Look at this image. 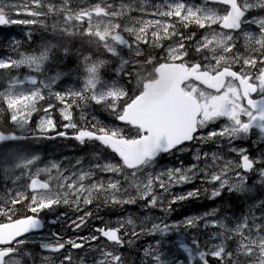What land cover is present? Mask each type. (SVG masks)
I'll list each match as a JSON object with an SVG mask.
<instances>
[{
	"label": "snow or ice",
	"instance_id": "1",
	"mask_svg": "<svg viewBox=\"0 0 264 264\" xmlns=\"http://www.w3.org/2000/svg\"><path fill=\"white\" fill-rule=\"evenodd\" d=\"M211 3L223 6L222 11L209 7V0H204L203 4H189L186 0H158L152 4L150 0H128L127 3L125 0H120L118 5L101 0L91 7L78 6L76 9L72 6V0H63L59 7L53 3H46L45 0H24L22 5L8 2L0 6V26L42 24L39 17L58 16L63 13V26L60 27V31L71 36L79 29L80 35L91 37V43L102 47L113 57L120 56L118 46L132 48V44L121 33L119 19L134 11L153 17L147 20L139 19L137 21L139 27L123 28L124 32L133 35L137 44V56L141 55L138 47L140 43L145 45L151 43L152 47H162L163 40L179 36V40L167 48L165 62L154 65L153 71L146 77L140 76L137 81V91L132 95L115 84L111 86L105 84L101 80L100 69L106 61L89 63V57H85L86 76L83 89L56 93V99L65 105L61 109V114L64 120L69 121L65 125L67 128L78 127L72 123L73 115L70 109L73 105H79L81 102L86 105L92 102L110 109L115 113L117 120L135 129V136H126L119 127L94 125V131L79 129L75 139L81 144L87 141L99 142L119 158L115 163L108 159L101 163L98 157V162L93 167L100 172L123 176L125 181H128L129 177L136 178L140 173H146V183L132 181L137 189L136 196H123L127 189L123 188L120 179L110 178L106 183L93 181L86 185L84 181L90 180L95 175L91 171H81L76 179H73L76 173L71 176L61 174L62 182L58 185L60 190L54 192L50 182L32 176L30 169L35 165L37 158L22 156L16 160L15 168L26 170L22 175L27 174L30 179L27 189L31 195L17 192L10 201V207L8 204L0 207V215L14 213L17 210L16 205L25 201H27L25 205L27 210L38 214L45 209H53L61 203L74 204L76 210H79L81 202L89 205L94 199L101 197L106 204L129 205L136 203L139 198L147 200L149 206L155 207L157 196L153 194L154 184H158L160 189L167 192L170 186L192 183L196 179L219 185L212 191L213 198L220 196L225 187L229 192L245 193L248 188L242 172L235 171L234 182L230 180L229 173L234 168L242 169L244 173L252 172L257 163L262 165L259 173L264 178V160H253L244 149L235 147H230L229 150L240 155L238 164L232 160H225L221 166L218 162L224 160V157L214 152L211 154L210 165L207 163L209 154L197 151L194 159L196 161L204 159L203 167L193 164L187 169H168L158 174L147 172L161 154L171 153L174 149L183 151L180 146L185 145L186 142L211 141L219 144L215 138L220 137L227 139L231 145L233 140L249 137L253 129H257L260 138L264 140V17L248 19L246 16L254 8L264 9V0H211ZM10 12L33 19H13L9 15ZM85 24L86 27H81ZM243 24H256L259 28L258 35L250 31L242 32L245 41L244 53L237 48L236 38L233 35L242 29ZM193 25L209 31L202 35L194 46L195 52L202 56V62L190 63L186 59L189 51L184 41L192 40L195 33L185 36L183 32L178 31V26L187 29ZM216 25L223 31H217L213 27ZM58 26V22L54 21L53 29ZM29 38H31L30 33ZM52 47L46 45L39 54L21 53L18 59H0V70L27 66L35 72H42L45 63L50 59ZM128 63L129 61L123 60L117 72L122 74L124 65ZM145 63L152 64V60L149 59ZM258 64L261 67L253 74L250 69H256ZM58 78L59 74L53 77L51 82ZM25 82L34 87L25 89ZM41 83L45 88L50 87V83L38 81L34 76L26 77L25 80L12 78L8 81L7 87L0 91V103L10 113L11 122L21 129H25L32 114L39 110V102L45 99L40 87ZM65 97L71 99L66 100ZM51 107L49 105L43 109L46 115L39 121V132H47L55 127L53 119L47 115ZM221 120L227 123L219 130L213 129L206 135H199L202 129ZM27 138L15 133L11 135L0 133V142L20 141ZM51 167L59 171V165L53 164ZM210 168H219V171H209ZM125 169L130 171L126 173ZM40 171L47 172L50 169L45 168ZM198 194L199 190L196 189L188 192L187 195L174 196L172 203L196 197ZM216 211L214 209L205 215L214 216ZM85 215L90 216L91 213ZM200 219L203 217H192L186 221V226L198 227ZM9 220V223L0 224V264H21L20 260L11 259L13 254L19 251L18 246L26 243L25 239L18 238L41 228V221L35 216L11 220L10 215ZM80 220L81 223L84 222L83 217ZM261 221H264V217H261ZM209 223L213 228L222 231L212 233V239L216 242L211 248H205L203 251L200 250L198 239L190 242L179 238L175 242L168 240L171 229L167 224H153L150 231L151 234H159L162 237L161 240L156 241L157 246L175 243V246L187 253L190 258L198 257V264H212L209 257L217 264H264V222L254 218L250 223L245 217L232 228L224 222ZM127 224L133 225L134 221L129 218ZM76 226L80 227V224ZM207 226L208 224H205V227ZM123 227L124 225L121 224L120 227L97 228L96 231L108 242L123 247L125 242L120 234ZM132 235L135 236L137 233L133 231ZM98 238L93 236L91 240ZM229 240L237 241L235 251H229L226 247V242ZM67 243L71 244L73 249L84 247L83 244L74 241ZM40 248L58 253L65 248V243H43ZM99 251L102 258L95 264H124L122 256L117 252L106 248H101ZM149 254L148 250H145V255ZM152 259L156 264H168V261L159 254L154 255ZM44 261H49V257H44ZM64 262L74 264L72 255L64 256L62 264Z\"/></svg>",
	"mask_w": 264,
	"mask_h": 264
},
{
	"label": "rangeland",
	"instance_id": "2",
	"mask_svg": "<svg viewBox=\"0 0 264 264\" xmlns=\"http://www.w3.org/2000/svg\"><path fill=\"white\" fill-rule=\"evenodd\" d=\"M114 3H116V1H120V0H113ZM107 2H111V0H108ZM128 0H125V3H127ZM120 3V2H119ZM23 3H20V5H22ZM137 11H134V12H131V13H128L125 15V17H127L128 19L131 18H136L137 20L139 19H144V20H147L145 18H147L148 16H145V15H138L136 14ZM250 13V17L248 19H251L253 17H264V11H261L259 13H255L253 11V9L251 11H249ZM14 18V17H13ZM15 19V18H14ZM21 20H27V19H33V17H28L26 15H21L20 17ZM139 27V26H138ZM194 27V25L192 26ZM244 31H250V32H253L254 34H259V28L256 24H244ZM209 30H200L199 34H206ZM121 33L125 36L126 39L129 40V42L132 44V48L129 49L128 47L126 46H118V49L120 51V56L121 57H113L110 53H108L106 50H104L102 47H98V51L96 53V56H89V63L93 62V61H99V60H104L106 61V63L104 64V66L100 69V77H101V80L111 86L112 84H115L116 86L118 87H122L124 88L125 90L128 91V87H129V84H136V88H137V81H138V77H134L132 78L131 80L129 79L130 76H123L121 73H118L117 72V69L120 68L121 66V63L123 60H127L129 61L128 64L124 65V68L127 67L133 60V58H136L138 57L136 55V49H137V44L134 40H132L133 38V35L128 33V32H124L123 29L121 30ZM192 33L188 30V35H191ZM151 36H149V39H150ZM77 44L82 47L83 46V42H77ZM141 44L143 43H140L138 45L139 49L141 48ZM145 49H147L149 46L148 44L145 45L143 44ZM68 49L71 48L69 45L67 47ZM237 48L239 49L240 52L244 53L245 52V41H244V37L242 35V33L240 34V37H239V40L237 41ZM147 54L146 51H144V54L143 56H145ZM141 56V55H140ZM85 53L82 52L81 56H77V57H72L70 56L67 60V64L68 65H65L63 66L62 68L59 69V71H62V72H65L67 70H69V68H73L74 70H76V72H78L81 77L83 78V80L85 79V76H86V72H85ZM99 57V59L97 58ZM148 66L147 63H145L144 66H141L140 69H146ZM69 67V68H68ZM50 77H53V75H50V74H47V78H50ZM134 82V83H133ZM131 95V93L129 94ZM121 103H123V101H121ZM227 121L225 120H221V121H217L216 123L214 124H211L208 126V128H205V129H202V134L203 135H206L208 131L210 130H219L220 127L223 126V124H226ZM38 127V125H36ZM22 130H25V129H22ZM125 133L127 132V130L125 129H122ZM77 131H75L76 133ZM217 141H219V144L217 143H213L211 141L209 142H203L202 143L204 144L203 148L206 150V152L208 153L209 151H212V153H218L220 154L221 156L224 157V160H221L219 161L218 163L222 166L224 163H225V160H232L235 162V159H238L236 155L234 154H238L237 152H234V151H230V147H235L237 149H244L246 151V153L250 154V150L253 148L250 144V137H247V138H244V139H237V140H233L231 142V145L229 144V141L227 139H222L220 137H216L215 138ZM221 144V146H220ZM18 151H21L22 152V149L21 148H16ZM232 152H234V154H232ZM55 158L54 157H47L46 159L43 160V163L40 164V166H38V169L36 170V175H45V178H48V177H52V173H50L49 171H40L41 169H45L49 166H52L53 164H55ZM207 163L208 164H212V159L211 157L208 156L207 158ZM204 164H205V160H204ZM191 166V165H190ZM95 169L93 167V163H90L88 165V167H83V168H78V167H75L74 170L76 171V177H73V179H76L79 175V173L81 171H84V172H88V171H92V170H89V169ZM187 169V168H185ZM210 171H219V168H210L209 169ZM239 171V170H238ZM241 172V171H240ZM235 171L233 170L232 172L229 173V178L231 181H235L236 177H235ZM242 174L245 176L246 173H243ZM61 175V174H60ZM59 175V176H60ZM66 176H70V174H67ZM254 176L253 174H251V181L254 183ZM198 180V179H196ZM97 182H99V180H96ZM62 181L60 180L59 181V184L61 183ZM249 184H250V180H248L246 182V187L249 188ZM56 184H53V186H55ZM218 185V184H217ZM254 184H252L250 186L253 187ZM150 199V198H149ZM147 206V207H146ZM163 208V204L157 199V204L155 207H151L149 206L148 204V201L147 200H143V199H140L139 201H137L136 203L134 204H129L127 206H121V207H116L115 209L114 208H110V207H107V208H103V212L99 215L102 219H107V220H124V219H137V218H142V217H146V216H150V217H156L158 216L159 214H162L164 212V210L162 209ZM238 213H242L241 211H239ZM188 216H195L194 213H190ZM51 220H54L55 217H51L50 218ZM122 224L125 226H127V220H124L122 221ZM47 226L51 229H54L56 226H57V222L56 221H52V224L48 225ZM151 226V223H149L147 225V227L149 228ZM173 235V234H171ZM161 240V239H160ZM153 241H157V240H154ZM164 245V244H163ZM45 262H48V261H45Z\"/></svg>",
	"mask_w": 264,
	"mask_h": 264
},
{
	"label": "trees",
	"instance_id": "3",
	"mask_svg": "<svg viewBox=\"0 0 264 264\" xmlns=\"http://www.w3.org/2000/svg\"><path fill=\"white\" fill-rule=\"evenodd\" d=\"M2 30V27L0 26V31ZM4 83H3V77L2 75H0V90L3 88ZM2 120L3 117L0 115V130L1 125H2ZM258 194L259 197L261 198L260 200H250L248 203L244 204V205H234L232 207H229L232 204V200H233V196L232 195H220L217 198L219 200H225L224 203L221 204V212H218L217 215H215V217L217 219H221L222 214L228 211H232L234 213L233 218L235 220H240V219H244L245 217L248 218V220L251 222H253V220L251 219L252 214L254 213H262L264 211V191L263 190H258ZM170 206H174V204H170ZM229 207V208H228ZM228 208L226 211L225 209ZM239 211H242V213H238ZM205 215V214H204ZM168 218H165V220ZM142 222H147L146 219H141ZM217 229H212L210 230L211 233L216 232ZM126 257L128 256V254L125 255ZM147 255H145L143 253V251H141L140 253V257H141V261L143 262L145 260Z\"/></svg>",
	"mask_w": 264,
	"mask_h": 264
},
{
	"label": "flooded vegetation",
	"instance_id": "4",
	"mask_svg": "<svg viewBox=\"0 0 264 264\" xmlns=\"http://www.w3.org/2000/svg\"><path fill=\"white\" fill-rule=\"evenodd\" d=\"M200 62H202V60H200ZM258 69H259V68L256 67V69H250V71H252L253 74H255L256 71H257ZM192 145L197 146V147L200 146V144H199V143H196L195 141L193 142ZM172 152H174V151H172ZM173 154H175V152L169 154L168 156H172ZM161 158H163V157H160V158H158V159L156 160V162H155V164H154V166H153L155 169L158 168V167H160L161 164L163 163V161H161ZM75 172H76V171L73 169V170H72V174L75 173ZM134 193H135L134 191L131 192V194H134ZM75 211H77V210H76V206H74V207L71 209V213L73 214V213H75ZM102 212H103V210L100 211V214H101ZM190 213H193V212H189V211L186 212L187 215H189Z\"/></svg>",
	"mask_w": 264,
	"mask_h": 264
},
{
	"label": "bare ground",
	"instance_id": "5",
	"mask_svg": "<svg viewBox=\"0 0 264 264\" xmlns=\"http://www.w3.org/2000/svg\"><path fill=\"white\" fill-rule=\"evenodd\" d=\"M242 212V211H241Z\"/></svg>",
	"mask_w": 264,
	"mask_h": 264
}]
</instances>
